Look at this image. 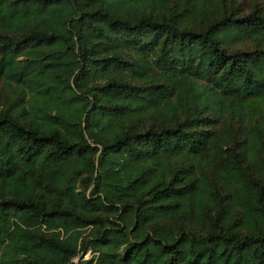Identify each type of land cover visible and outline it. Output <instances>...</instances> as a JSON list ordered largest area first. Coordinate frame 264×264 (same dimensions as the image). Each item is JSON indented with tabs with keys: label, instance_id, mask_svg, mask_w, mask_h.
I'll use <instances>...</instances> for the list:
<instances>
[{
	"label": "trees",
	"instance_id": "trees-1",
	"mask_svg": "<svg viewBox=\"0 0 264 264\" xmlns=\"http://www.w3.org/2000/svg\"><path fill=\"white\" fill-rule=\"evenodd\" d=\"M0 264H264V0H0Z\"/></svg>",
	"mask_w": 264,
	"mask_h": 264
}]
</instances>
